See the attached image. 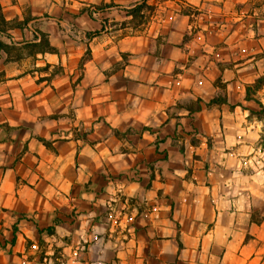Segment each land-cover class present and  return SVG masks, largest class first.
Here are the masks:
<instances>
[{
	"label": "crops",
	"instance_id": "obj_1",
	"mask_svg": "<svg viewBox=\"0 0 264 264\" xmlns=\"http://www.w3.org/2000/svg\"><path fill=\"white\" fill-rule=\"evenodd\" d=\"M77 255L264 264V0H0V264Z\"/></svg>",
	"mask_w": 264,
	"mask_h": 264
},
{
	"label": "built area",
	"instance_id": "obj_2",
	"mask_svg": "<svg viewBox=\"0 0 264 264\" xmlns=\"http://www.w3.org/2000/svg\"><path fill=\"white\" fill-rule=\"evenodd\" d=\"M122 208L118 209L114 205H110L108 207V217L107 219L114 223L115 228L119 227L121 219L125 216V212L128 210L129 203L125 201L122 204ZM72 264H81V259L79 258V255H77L74 259Z\"/></svg>",
	"mask_w": 264,
	"mask_h": 264
},
{
	"label": "rangeland",
	"instance_id": "obj_3",
	"mask_svg": "<svg viewBox=\"0 0 264 264\" xmlns=\"http://www.w3.org/2000/svg\"><path fill=\"white\" fill-rule=\"evenodd\" d=\"M56 264H68V261L59 257V261Z\"/></svg>",
	"mask_w": 264,
	"mask_h": 264
},
{
	"label": "trees",
	"instance_id": "obj_4",
	"mask_svg": "<svg viewBox=\"0 0 264 264\" xmlns=\"http://www.w3.org/2000/svg\"><path fill=\"white\" fill-rule=\"evenodd\" d=\"M144 6H141L139 9H143ZM139 11V10H138ZM263 83V81H262ZM217 102H225V100H219ZM49 234H53V231H51V229H49Z\"/></svg>",
	"mask_w": 264,
	"mask_h": 264
}]
</instances>
